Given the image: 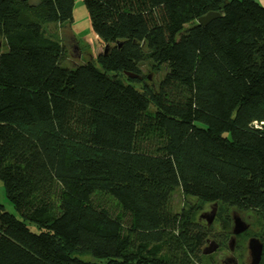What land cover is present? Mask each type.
Returning a JSON list of instances; mask_svg holds the SVG:
<instances>
[{
  "label": "trees",
  "instance_id": "16d2710c",
  "mask_svg": "<svg viewBox=\"0 0 264 264\" xmlns=\"http://www.w3.org/2000/svg\"><path fill=\"white\" fill-rule=\"evenodd\" d=\"M39 1L0 0V178L23 218L0 207V264H197L205 204L226 236L254 212L264 240V6L85 0L99 51L70 67L45 25L75 0Z\"/></svg>",
  "mask_w": 264,
  "mask_h": 264
},
{
  "label": "rangeland",
  "instance_id": "374dc122",
  "mask_svg": "<svg viewBox=\"0 0 264 264\" xmlns=\"http://www.w3.org/2000/svg\"><path fill=\"white\" fill-rule=\"evenodd\" d=\"M72 13L73 19L71 22L65 25L66 27H58L52 23H48V25H45V27H47V29L57 31L58 37L62 39V43L68 51L69 56L67 59V65L70 67H75V65H79L87 61L90 55L95 54V49L99 48L100 42L98 40V37L94 35L92 26L90 25L89 12L87 11L85 0H75ZM195 24L196 22L187 23L182 32H184L185 29H188ZM0 50L2 52H6L8 51V48L6 46L1 45L0 43ZM143 70H145V68H143ZM144 73H147V71ZM165 73V71L159 75L147 73V83H157L159 80L163 79ZM136 87L137 89L141 88L140 85ZM172 196V205L176 212H181V210L183 209L182 207H198V205H200L196 198H185L180 191H176L175 193H173ZM1 206L4 207L5 210L10 214L15 215L20 220H23L22 216L16 211L13 204L10 203V201L8 200L6 196V191L4 190L3 182L0 178V207ZM207 206L208 205L205 204V206H202L198 211L204 213L205 210L208 208ZM231 213H236V215L242 218L243 221L250 224L251 230H253L255 233L260 231L258 230L259 226L257 224V214H255L254 212H240L239 210L233 208L231 209L229 214L231 215ZM26 225L31 229V231L35 233L39 232L38 228L33 224H29L26 222ZM215 229H220L218 223L215 225ZM236 244H238V249H236V252L233 251L229 255L232 257L235 256L238 259L239 264H246L249 258L246 243L245 241H240ZM81 259L86 261H94V259L89 255H83Z\"/></svg>",
  "mask_w": 264,
  "mask_h": 264
},
{
  "label": "flooded vegetation",
  "instance_id": "af4514ba",
  "mask_svg": "<svg viewBox=\"0 0 264 264\" xmlns=\"http://www.w3.org/2000/svg\"><path fill=\"white\" fill-rule=\"evenodd\" d=\"M208 208L205 210L204 213H201V211L197 215L198 222L204 226L205 228L209 229L210 236L207 239L206 246L202 251L203 259L201 261L196 262L197 264H239L238 259L235 256H230L229 254L233 251L236 252V249H238L237 241H245L246 248L248 250V261L246 264H251V255L248 248V241L250 238H258L261 243H263V252H262V258L259 264H264V240L261 236V230L260 227H258L259 232L255 233L253 230H251V225L243 221L242 218L238 217L236 213H231L230 215V233L229 235H225L222 230L223 226L221 223V219H219V207H217L214 204H207ZM236 217L241 219V222L243 225L247 226V229L244 231L243 234L236 235L234 234V230H236ZM218 223L220 229L216 230L215 225ZM253 227V225H252ZM250 235H247V234ZM245 235V236H244ZM244 236V237H243ZM238 252V251H237ZM240 256V255H239Z\"/></svg>",
  "mask_w": 264,
  "mask_h": 264
},
{
  "label": "water",
  "instance_id": "95a60500",
  "mask_svg": "<svg viewBox=\"0 0 264 264\" xmlns=\"http://www.w3.org/2000/svg\"><path fill=\"white\" fill-rule=\"evenodd\" d=\"M20 1H25L28 2L29 6L31 8H35L36 6H39L41 4V2L39 0H20ZM221 12H210L207 15H204L200 18H198V23L200 25H208L211 21H213L216 18H219L221 16ZM107 51V49H106ZM129 77L134 78V79H138V75L137 76H133L131 74H127ZM236 230H234V234L236 235H240L243 234L244 231L247 229L246 225H243V223L241 222V219L236 217ZM248 248L250 251V255H251V264H259L262 258V252H263V243L260 242V240L258 238H250L248 241Z\"/></svg>",
  "mask_w": 264,
  "mask_h": 264
},
{
  "label": "crops",
  "instance_id": "0c3cea01",
  "mask_svg": "<svg viewBox=\"0 0 264 264\" xmlns=\"http://www.w3.org/2000/svg\"><path fill=\"white\" fill-rule=\"evenodd\" d=\"M258 4H261L264 6V0H255Z\"/></svg>",
  "mask_w": 264,
  "mask_h": 264
},
{
  "label": "clouds",
  "instance_id": "9594fccd",
  "mask_svg": "<svg viewBox=\"0 0 264 264\" xmlns=\"http://www.w3.org/2000/svg\"><path fill=\"white\" fill-rule=\"evenodd\" d=\"M95 51H96L95 53H97V51H99V48H96Z\"/></svg>",
  "mask_w": 264,
  "mask_h": 264
}]
</instances>
